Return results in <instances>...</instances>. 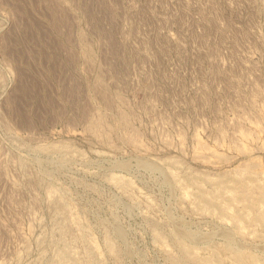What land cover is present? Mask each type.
<instances>
[{
	"label": "rangeland",
	"instance_id": "rangeland-1",
	"mask_svg": "<svg viewBox=\"0 0 264 264\" xmlns=\"http://www.w3.org/2000/svg\"><path fill=\"white\" fill-rule=\"evenodd\" d=\"M0 264H264V0H0Z\"/></svg>",
	"mask_w": 264,
	"mask_h": 264
}]
</instances>
